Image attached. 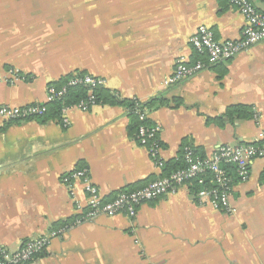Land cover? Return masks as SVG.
<instances>
[{
  "label": "crops",
  "instance_id": "obj_1",
  "mask_svg": "<svg viewBox=\"0 0 264 264\" xmlns=\"http://www.w3.org/2000/svg\"><path fill=\"white\" fill-rule=\"evenodd\" d=\"M264 13V0H250ZM205 26L217 41H237L245 26L229 0H0V108L46 103L47 86L84 73L105 91L161 107L145 112L159 128V158L183 146L209 157L220 145H249L264 133V42L171 87L177 58L195 59L189 39ZM15 70L18 79L6 72ZM179 100L174 106L172 100ZM257 116L223 127L229 107ZM67 125L0 119V245L14 252L86 209L79 181L87 170L104 200L165 177L129 132L124 105L70 109ZM233 215L197 201L192 183L141 205L135 218L100 216L50 241L34 264H264V160L233 183Z\"/></svg>",
  "mask_w": 264,
  "mask_h": 264
},
{
  "label": "built area",
  "instance_id": "obj_2",
  "mask_svg": "<svg viewBox=\"0 0 264 264\" xmlns=\"http://www.w3.org/2000/svg\"><path fill=\"white\" fill-rule=\"evenodd\" d=\"M231 5L243 17L245 26L241 37L237 41H217L213 33L205 26H200L189 39L190 46L196 55V59L188 62L184 57H179L174 63L172 74L164 81V86L171 87L198 73L211 68L220 61H227L241 52L247 51L252 46L264 42V13L259 12L250 0H229ZM6 75L12 79H18L17 72L8 69ZM68 87L83 86L87 88V101H80L73 107L62 109V123L67 125L64 115L70 109L88 112L94 105L92 92L104 87L105 81L84 74L73 75ZM6 82L10 78L0 76ZM66 93V88L58 92L53 88L47 89L46 102H53ZM45 109L40 105H27L23 107H1L0 119L7 123L34 120L43 115ZM145 114L139 116L143 120ZM159 128L153 126L150 129L140 126L137 130V139L141 147L153 159L158 167L163 166L159 158L160 146L158 140ZM260 140L264 139V133L259 134ZM185 168L178 170L169 176L154 180L140 189L120 192L110 200L100 197L98 189L91 183L86 169H76L66 175L63 179L65 184L79 181L83 186L86 198V209L80 216L76 217L69 226L52 230L46 237L25 241L19 249L9 252L0 245V264H34L35 260L44 253L54 238L60 237L65 231L95 220L97 217H113L124 215L129 219L135 218L138 208L146 203L156 201L163 196L174 195L179 187L196 179L199 175L209 172L212 174V182L218 188H203L197 193L199 203H207L211 209L226 215H233L235 208L230 202L233 189V181L222 166H233L238 183L246 182L250 177V166L255 159L264 160V150L249 145H220L217 146L209 157L201 158L193 155L189 147L182 149ZM202 181H199V184ZM150 264V263H147Z\"/></svg>",
  "mask_w": 264,
  "mask_h": 264
},
{
  "label": "trees",
  "instance_id": "obj_3",
  "mask_svg": "<svg viewBox=\"0 0 264 264\" xmlns=\"http://www.w3.org/2000/svg\"><path fill=\"white\" fill-rule=\"evenodd\" d=\"M195 55V59H196ZM194 59V60H195ZM84 73H79L77 76H82ZM74 78L73 75L66 76L62 78L60 81L51 83L47 86V89L53 88L55 91H59L62 88H66V93L56 99L53 102H46L44 104H31V105H40L44 107L45 111L42 116L35 118L34 120H37L39 122H48V121H56L60 122L62 120V109L67 107H73L77 105L80 101H87L88 98V91L87 88L83 86H76V87H68L67 83ZM92 96L94 98V106L95 105H124L127 108V111L129 113L130 118L132 119L131 126L129 128V132L132 133L137 137V130L140 126H144L147 129H150L151 126L148 123V120L146 119V116L143 120H139V116L142 114H145V112L155 110L159 107H161L162 104H164V100L160 97L155 98L151 101H148L146 103H141L137 99H131V100H124L121 99L116 93H112L109 91H105L103 89H97L92 92ZM174 106H179L181 103L179 100H172ZM257 114L254 111L252 107L245 106V105H235L232 107H229L223 117H219L215 120V123L217 122V125L220 127H223L227 123H232L235 120H249L256 118ZM13 123V122H12ZM255 147H258L260 149L264 150V139L260 140L259 142L253 143ZM189 147L192 151L193 155L199 156L201 158H204V155L201 153H197L193 148L190 146H183ZM163 173L164 176H169L170 174L184 169L185 168V161L183 157V151L181 150L179 156L174 161H170L168 163L163 164ZM222 169H224L228 175L231 177L233 183L237 182L236 175H235V169L233 166H222ZM212 174L209 172H205L201 175H199L196 179L191 181L194 191L201 190L203 188H218L214 185L212 182ZM202 181V184H199V181ZM196 190V191H197ZM76 218L68 219L64 222H60L57 226H55V229H59L61 227L69 226L73 223V221ZM44 253L41 254V257Z\"/></svg>",
  "mask_w": 264,
  "mask_h": 264
}]
</instances>
